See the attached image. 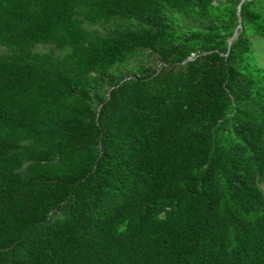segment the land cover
<instances>
[{"label":"trees","instance_id":"trees-1","mask_svg":"<svg viewBox=\"0 0 264 264\" xmlns=\"http://www.w3.org/2000/svg\"><path fill=\"white\" fill-rule=\"evenodd\" d=\"M254 38L264 0H0V264H264Z\"/></svg>","mask_w":264,"mask_h":264},{"label":"rangeland","instance_id":"rangeland-1","mask_svg":"<svg viewBox=\"0 0 264 264\" xmlns=\"http://www.w3.org/2000/svg\"><path fill=\"white\" fill-rule=\"evenodd\" d=\"M175 19L177 20L178 24L180 25L181 28H185L188 25L190 26V24H193L190 20H186L185 18H182V16L177 15L175 16ZM190 23V24H189ZM194 25V24H193ZM188 26V27H189ZM110 27V26H109ZM95 28H98L100 31H106V28L103 26H96ZM255 41H257L258 45H259V52L257 53L259 55L258 57V62L261 66H264V39L262 38H254ZM49 51H54L57 55H64L68 50L59 52L57 50L54 49V47L52 46H45V45H39L33 48V52H49ZM12 52L1 46L0 45V56H11ZM146 63H151L153 61L148 60L149 57H144ZM158 64V62H156ZM155 63V64H156ZM137 66H139V62L135 61L134 63H132L130 65V68H122L119 69L118 72L120 74V77L122 78H129V77H134L136 76V69Z\"/></svg>","mask_w":264,"mask_h":264},{"label":"water","instance_id":"water-1","mask_svg":"<svg viewBox=\"0 0 264 264\" xmlns=\"http://www.w3.org/2000/svg\"><path fill=\"white\" fill-rule=\"evenodd\" d=\"M240 10H241V4H240V6H239V8H238V13H240Z\"/></svg>","mask_w":264,"mask_h":264}]
</instances>
